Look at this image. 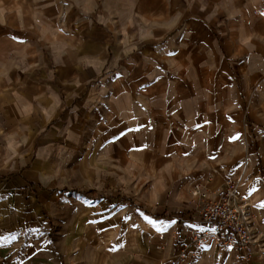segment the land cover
<instances>
[{
	"label": "crops",
	"instance_id": "obj_1",
	"mask_svg": "<svg viewBox=\"0 0 264 264\" xmlns=\"http://www.w3.org/2000/svg\"><path fill=\"white\" fill-rule=\"evenodd\" d=\"M261 12L264 0H0V135L34 133L26 136L34 149L36 133H64L72 145L99 147L168 180L158 195L178 183L177 202L195 182L219 186L217 148L243 142L250 151L240 184L255 214L258 253L243 261L235 248L196 246L190 208L172 211L164 200L153 218L180 226L160 260L184 249L192 264H264V208L256 207L264 201ZM229 132L244 136L233 141Z\"/></svg>",
	"mask_w": 264,
	"mask_h": 264
},
{
	"label": "rangeland",
	"instance_id": "obj_2",
	"mask_svg": "<svg viewBox=\"0 0 264 264\" xmlns=\"http://www.w3.org/2000/svg\"><path fill=\"white\" fill-rule=\"evenodd\" d=\"M33 134L26 133L20 138L0 135V176L20 174L0 180V264H160L163 249L175 248L180 225L157 233L139 212L154 219L167 202L170 210L186 206L193 215L191 196L181 202L173 200L178 183L170 195H158L169 181L155 180L142 164L117 161L99 147L72 145L64 133L50 128L36 133L33 149L26 146L29 142L26 136ZM242 135L227 133L229 139H241ZM240 144L232 149L217 148L219 171L223 169L234 177L245 163L248 165L246 152L250 149L243 142ZM260 150L264 154V148ZM26 181L49 190H93L95 194L85 199L64 192L30 190ZM86 200L97 203L88 205ZM105 209L115 213L110 220L89 223L99 220ZM125 216L132 217L127 227ZM170 220L173 219L164 222ZM110 224L116 226L109 227ZM132 224L139 227L133 229ZM100 228L108 230L101 232ZM11 235L17 239L11 240ZM113 247L116 250L110 251ZM258 249H253L249 258Z\"/></svg>",
	"mask_w": 264,
	"mask_h": 264
},
{
	"label": "built area",
	"instance_id": "obj_3",
	"mask_svg": "<svg viewBox=\"0 0 264 264\" xmlns=\"http://www.w3.org/2000/svg\"><path fill=\"white\" fill-rule=\"evenodd\" d=\"M253 14L260 13L253 11ZM222 173V183L212 190L207 187L210 179L206 183L195 182L191 186L194 220L205 227L215 226L219 229L217 233H200L195 230L191 240L198 247L210 244L217 249L235 248L240 252L241 258H249L253 249L260 246V234L250 198L246 196L245 199L241 189L244 171L241 169L234 177L223 170ZM193 259L194 255L180 249L160 264H192Z\"/></svg>",
	"mask_w": 264,
	"mask_h": 264
},
{
	"label": "snow or ice",
	"instance_id": "obj_4",
	"mask_svg": "<svg viewBox=\"0 0 264 264\" xmlns=\"http://www.w3.org/2000/svg\"><path fill=\"white\" fill-rule=\"evenodd\" d=\"M67 6V5H65ZM261 16H264V12H261ZM13 40H20L21 43H23L24 41L22 39H20L19 37L13 36L12 37ZM174 53H169V55H173ZM129 131H134L133 129H129ZM231 139L235 140L236 137H232ZM210 159H216L215 156H211L209 157ZM257 191L256 188H253L252 190H250L248 192V196H251L253 194V192ZM245 199H247V197H245ZM86 204L88 205H94L95 203H97L96 201H92V200H86L85 201ZM119 206H113V209L117 208ZM257 208H264V201H262L259 205H256ZM105 212H108V215H105ZM105 212H101L100 215V219L99 220H90L89 223L91 224H98V223H103L105 221H108L112 218V216L115 214L113 210H108L105 209ZM139 215L145 220L147 221L150 225H152V227L156 230L157 233H165L170 227L174 226V225H178L180 222L177 220H170L168 222H164L158 219H151L150 217H148L147 215H145L143 212H139ZM132 219L131 216H125L123 218V221L125 223V226L127 227L128 222ZM115 224H110L109 227H115ZM188 228L190 229H194L199 231L200 233H205V232H209V233H217L219 231V229L215 226L212 227H205L203 225L200 224H195V223H190L188 225H186ZM131 227L133 229H137L139 227V225L137 224H132ZM108 229L106 228H100L99 231L104 232L107 231ZM10 231V229H9ZM11 240H15L17 239V237L15 235H11L10 236ZM211 245L210 244H206L203 246V248H210ZM116 248L113 247L112 249H110V251H115ZM229 250H231V248H229Z\"/></svg>",
	"mask_w": 264,
	"mask_h": 264
},
{
	"label": "trees",
	"instance_id": "obj_5",
	"mask_svg": "<svg viewBox=\"0 0 264 264\" xmlns=\"http://www.w3.org/2000/svg\"><path fill=\"white\" fill-rule=\"evenodd\" d=\"M76 192H78V191H76ZM128 203H130V200L128 199V201H127Z\"/></svg>",
	"mask_w": 264,
	"mask_h": 264
}]
</instances>
